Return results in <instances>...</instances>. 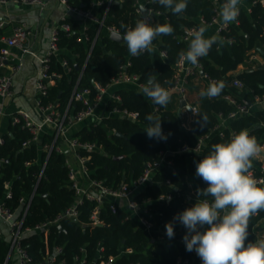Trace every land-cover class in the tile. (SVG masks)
<instances>
[{"label":"trees","instance_id":"trees-1","mask_svg":"<svg viewBox=\"0 0 264 264\" xmlns=\"http://www.w3.org/2000/svg\"><path fill=\"white\" fill-rule=\"evenodd\" d=\"M95 1L104 3L97 7V11L101 16L106 14L105 24L115 25L123 33L126 29L121 25L135 27V22L141 19L136 10L138 0H122L121 4L115 3V0H70V3L88 8ZM248 1L252 4L251 11L241 8L239 24H231L228 30L222 32L225 37L233 38V43H221L218 40L208 55L200 58L206 77L222 80L226 87L221 95L212 99L201 98L199 95V112L189 128L181 126V117L170 107L160 106L161 110L155 112L156 104L143 95L140 89L135 86H120L116 91L120 94L121 101L110 102L108 108L118 107L135 112L137 119L118 116L106 118L102 123L82 127L76 134L81 140L97 142L102 147L99 151L88 153L91 158L87 165L93 178L103 181L106 187L113 190L123 184L132 187L144 174L148 163L160 161L161 151L172 152L167 156L172 164H164L157 170L151 182L143 186L134 197L139 203L145 204L144 207L148 210L146 217L153 223L152 231L149 233L137 218H128L127 208L122 201L106 198L98 203L84 198L77 207L78 217L62 219V229L59 225H52L48 232L36 231L23 237L22 244L35 262L43 261L47 251L53 254L60 247L58 259L67 264H75L77 258H86L89 263L95 264L109 262L111 259V264H177L180 256L202 264L195 251L188 252L184 243L168 237L161 241L159 236L166 231L167 222L173 221L176 214L195 204L197 188L207 187L195 175V169L196 163L211 151L213 144L227 142L233 133L241 129H247L250 136H255L259 145L264 144V107L252 109L254 95L264 96V68L261 65L256 68L249 66L251 52L259 47L264 49V4L261 0ZM223 2L224 0H188L185 17H181L173 15L171 9L161 6L156 0H151V7L156 12L152 25L171 24L174 32L170 36L157 37L153 42L158 48L137 57L129 54L125 42L112 39L104 27L99 30L95 23H89L86 30L90 39H80L83 22L69 16L66 21L71 24L72 33L60 30L61 50L51 59V71L61 76L54 79L44 102L58 101L64 112L84 66L81 87L92 86L93 79L106 84L110 77L120 72L121 66L128 60L131 61L128 72L138 74L141 82L145 83L151 73L169 91L174 84L176 64L180 60L178 54L181 50L187 51L190 44V41L180 39L186 33L185 28L199 25L201 17L210 21ZM2 33L3 29H0V34ZM160 49L167 51L168 58L161 56ZM63 58L68 60L70 71L63 66ZM240 65L245 69L237 73ZM249 69L252 70L248 71ZM235 80H240L243 87L234 85ZM209 84L207 82L204 90ZM226 94H232L238 101L252 105L251 111L229 118L235 107L225 98ZM149 114L161 119L166 140L158 141L147 137L144 130L149 124L146 120ZM202 114H206L209 121L203 128L198 123ZM220 114L227 119V125L222 129L223 135L214 130L221 120ZM11 133L5 134L6 142L0 146V156L5 158L0 174V198H4L5 183L10 181L13 197L6 199V202L12 209H20L21 196L34 194L24 227L54 220L76 200L75 190L70 186L69 168L65 165L67 154L53 151L47 158L40 144L28 147L23 145L30 137L28 129L12 125ZM206 135L210 137L200 153L194 150L180 152L185 146L194 148ZM27 162L30 164L27 165ZM260 165L261 162L252 161L256 176L263 174L258 168ZM168 195L172 196L170 201L161 199V196ZM113 204L117 205L116 212L112 210ZM97 206L100 224H95L92 219ZM261 219H264V211L250 219L251 233L246 244L256 241L254 226ZM173 224L174 231L180 237L184 236L186 229L179 222L173 221ZM10 247L11 240L0 237V264H13L8 258ZM130 249L132 252L127 251Z\"/></svg>","mask_w":264,"mask_h":264},{"label":"built area","instance_id":"built-area-1","mask_svg":"<svg viewBox=\"0 0 264 264\" xmlns=\"http://www.w3.org/2000/svg\"><path fill=\"white\" fill-rule=\"evenodd\" d=\"M41 0H0V5H6L9 3L22 4L27 6H36L41 4ZM63 3L68 13H74L79 19L85 23L82 25V36L86 40L90 39L86 30L88 28V22L95 23L99 26V30L103 27L111 34L112 32H121L115 25H106V14L100 15L97 13L96 8L103 5L102 1H95L88 8L82 6L73 5L70 0H60ZM264 4V0H261ZM141 5H144L149 9V12H155L151 7V0H146L143 4L138 0L136 2V10L140 14L141 19H147L151 24L154 23L153 16L149 13L146 16L141 15ZM158 14H163L157 12ZM68 14L64 16L62 22L53 30L49 47L45 54L39 56L26 41L31 36L29 28L25 24L17 25L14 27L11 34H0V124L2 118L9 114L8 104L15 96V73L21 68V62L26 54H30L40 61V68L35 75L34 97L35 108L38 111L37 118L32 115L26 109L18 108L13 112H10L11 125H19L21 128L28 129L30 137L24 141L25 147L38 143L41 145V149L46 152L47 158L53 151L59 153H66L67 158L65 165L69 168V181L70 186L75 190L76 200L75 203L69 207L65 212L60 213L54 220H48L43 223L37 224L33 227H24L25 217L30 208L34 194L30 196L20 197V209H12L6 202V199L13 197L12 182L7 181L5 183L4 198H0V219L6 221L10 225L11 230V247L10 254L16 253L18 256V264H67L64 260L58 259V254L61 252V248L57 247L55 252L51 254L47 251L44 260L41 262H35L32 255L29 253L26 247L22 244L23 237L32 232L45 231L48 232L52 225H60L62 219L73 218L76 219L79 215L77 207L82 204L84 198L96 200L98 203H102L106 198L116 199L122 201V204L127 208L128 218H137L142 226L150 233L153 229V223L147 219L148 213L145 204L139 203L134 197L137 192L146 184L151 182L153 175L164 164H172V160L167 159V156L172 153L170 150H163L160 152V161L154 163H148L144 174L134 182L132 187H128L127 184H123L120 188L113 190L104 185V182L92 177L91 170L87 165V161L90 160V152L99 151L102 147L97 142L83 141L80 136L76 135L77 132L84 126L91 127L96 123H102L106 118H113L115 116L128 119H137V113L130 112L128 110H122L118 107L109 109L110 102L121 101L120 94L116 91V88L120 86H135L141 89V85L144 83L140 81V76L136 73L128 72L127 68L130 66L131 61L128 60L121 66L120 72L116 76L110 77L106 84L95 79L92 80V86L81 87V80L84 74V67L81 70L79 77L73 89V93L70 102L63 112L60 109V103L58 101L44 102V98L48 96L49 89L52 87L54 79L61 75L55 71H51V59L54 54H57L61 48L59 45L60 30L63 29L68 34L72 33V27L67 22ZM219 8L216 9V14L210 21L200 18V24L191 27H186V33L183 34L180 39L188 42L193 38V31L197 30L201 26L212 25L218 23ZM235 24H239V20L235 21ZM6 21H0V29L4 28ZM231 24H222L219 27L222 37L229 43H233V38L225 37L222 32L229 29ZM96 38L94 39V41ZM153 49H157L158 46L153 42ZM160 54L164 58H168V53L164 49H160ZM63 66L67 68V71L71 70V66L67 59L63 58ZM4 68H8L7 71H3ZM177 72L174 77V84L170 88V94H178L180 99H185L187 104L191 106L190 116L191 121L187 122L182 117L181 112V126L189 128L192 120L198 114V105L193 104L189 100V90L192 81L198 77H204L209 83L215 79L207 78L206 75H202L203 64L200 61L198 65H191L187 61L181 59L176 64ZM216 81V80H215ZM234 85L243 87V83L240 80H235ZM225 98L233 104L235 107L230 112L229 118H236L240 115L247 114L251 111L252 105L238 101V99L232 94H226ZM254 101L264 102V96L254 95ZM80 107H77V105ZM155 112H159L160 106L154 105ZM220 116H222L220 114ZM226 118L221 117L220 122L215 127V131H219L220 135H223L222 129L227 125ZM234 134V133H233ZM232 134V135H233ZM210 137L206 135L202 137L198 144L191 148L189 146L183 147L180 152H186L194 150L196 153H200L205 145V142ZM48 138L49 140H47ZM6 142L5 135L0 131V146H3ZM86 152L87 154L83 153ZM5 158L0 156V174L4 166ZM30 162H27L29 165ZM263 174L260 176L255 175L253 168L250 169L253 176L258 181H264V164L258 167ZM170 201L171 195L167 197L161 196V199ZM112 210L116 212L117 205H112ZM92 219L95 224H100L99 220V206H97L92 214ZM208 226H205V229ZM204 230V229H202ZM187 231V230H186ZM254 231L256 234V241L264 239V219H261L255 226ZM249 234L251 230L248 229ZM175 235L171 239H176L181 243L183 242V236L180 237L177 231H174ZM2 236V230L0 229V237ZM166 231L162 232L159 236V240L164 241L167 238ZM132 252V250H127ZM112 259L109 262H102L101 264H111ZM7 264V263H5ZM75 264H95L89 263L86 258H77ZM177 264H196V262L190 258L180 256L177 259Z\"/></svg>","mask_w":264,"mask_h":264},{"label":"clouds","instance_id":"clouds-1","mask_svg":"<svg viewBox=\"0 0 264 264\" xmlns=\"http://www.w3.org/2000/svg\"><path fill=\"white\" fill-rule=\"evenodd\" d=\"M161 6L171 9L173 15L183 14L188 0H156ZM121 4L122 0H115ZM241 0H224L220 4L219 17L224 24L237 21ZM125 28L122 39L131 56L137 57L153 51V41L160 36H170L174 32L171 24L152 25L147 19H138L135 27ZM205 26L193 31L187 51L181 50L179 58L191 65H198L199 58L207 56L212 46L219 40L217 35L205 37ZM166 59V57H165ZM226 83L212 81L206 90H201V98L212 99L221 95ZM141 92L158 106L166 107L170 93L150 73ZM199 125H207L208 116H199ZM149 122L144 130L149 139L166 140L161 119L152 114L146 116ZM264 149L250 136L247 129L231 135L227 142L216 143L211 151L196 163L195 175L202 179L206 188H197V198L193 206L176 214L173 221L179 222L187 231L183 242L188 252L195 251L202 264H264V239L245 243L249 235L250 219L264 211V181H258L250 171L252 158ZM165 224L166 235L173 238L174 224ZM205 226H208L205 229ZM204 229V230H202Z\"/></svg>","mask_w":264,"mask_h":264},{"label":"crops","instance_id":"crops-1","mask_svg":"<svg viewBox=\"0 0 264 264\" xmlns=\"http://www.w3.org/2000/svg\"><path fill=\"white\" fill-rule=\"evenodd\" d=\"M41 4L36 6H27L16 3H9L6 5H0V21L5 20L6 25L4 26V34H11L13 29L17 25L25 24L30 32L31 36L28 38L26 43L29 44L39 56L45 54L49 47V40L53 30L62 22L65 15L68 17L79 19L74 13H68L66 6L60 2V0H41ZM143 4L146 0H140ZM252 4L248 0H241L239 8H243L247 11H251ZM220 8V7H219ZM97 11V8H96ZM98 13V11H97ZM81 20V19H79ZM83 24L85 23L81 20ZM90 22H88L89 24ZM154 24V23H153ZM224 24L221 18H218V23L205 26L208 30L205 33V37L217 35L221 43H228L221 35L219 27ZM229 24H235L231 22ZM236 25V24H235ZM259 65H264V49L259 47L257 50H253L249 59V66L256 68ZM40 68V61L38 58L26 54L24 55L21 68L15 73V96L8 104V112L15 111L18 108H23L32 113L37 118L38 111L35 108V97H34V86H35V75L37 70ZM245 67L240 65L237 69V73L243 71ZM8 68H4L3 71H7ZM207 80L202 77H196L190 84L189 100L193 104H197L201 90H204L207 85ZM180 96L176 93L170 94V102L168 107L178 113L180 110ZM264 107V102L254 101L253 108ZM190 110L187 106L181 108L182 117L185 121L190 122ZM7 114L2 118L0 124V131L2 134L11 133V119L10 115ZM180 116V115H179ZM264 149V144L260 145ZM252 161H259L264 164V151L258 156L252 158ZM0 229L2 230V236L9 240L11 237L10 225L4 220L0 219ZM9 260H12L13 264H18V256L16 253L8 256Z\"/></svg>","mask_w":264,"mask_h":264},{"label":"water","instance_id":"water-1","mask_svg":"<svg viewBox=\"0 0 264 264\" xmlns=\"http://www.w3.org/2000/svg\"><path fill=\"white\" fill-rule=\"evenodd\" d=\"M149 9L147 7H145L144 5H141V15L142 16H146L147 14H149ZM152 16H155V13L154 12H151L150 13ZM181 17H185V14H181ZM111 38L114 39V40H117L119 42H124L123 39H122V34L118 33V32H112L110 34ZM261 68H264V65L261 66ZM252 69H249L248 71H251ZM242 72V71H241ZM202 75H204V71L201 72ZM187 106V108L191 111V106L187 104L186 100L185 99H181V102H180V110H178V115H181V108ZM12 135V133H11ZM171 154V153H170ZM60 229H62V226L59 225Z\"/></svg>","mask_w":264,"mask_h":264}]
</instances>
